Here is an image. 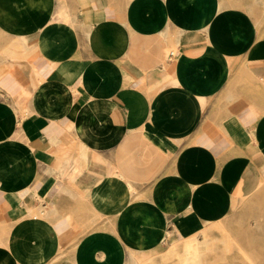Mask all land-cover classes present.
<instances>
[{
    "label": "crops",
    "instance_id": "obj_1",
    "mask_svg": "<svg viewBox=\"0 0 264 264\" xmlns=\"http://www.w3.org/2000/svg\"><path fill=\"white\" fill-rule=\"evenodd\" d=\"M263 181L264 0H0V264H151Z\"/></svg>",
    "mask_w": 264,
    "mask_h": 264
},
{
    "label": "rangeland",
    "instance_id": "obj_2",
    "mask_svg": "<svg viewBox=\"0 0 264 264\" xmlns=\"http://www.w3.org/2000/svg\"><path fill=\"white\" fill-rule=\"evenodd\" d=\"M151 264H264V181L256 194L235 200L229 215L197 238H169Z\"/></svg>",
    "mask_w": 264,
    "mask_h": 264
},
{
    "label": "bare ground",
    "instance_id": "obj_3",
    "mask_svg": "<svg viewBox=\"0 0 264 264\" xmlns=\"http://www.w3.org/2000/svg\"><path fill=\"white\" fill-rule=\"evenodd\" d=\"M55 15H56V14H55ZM67 175H68V174H67ZM251 246H254V247H255L254 244L250 245V247H251ZM254 247H253V248H254ZM242 248H243V247H242ZM242 250H243L244 252H246L247 249L245 250V249L243 248ZM248 258H249L250 261H252V263H255V259H254V257H253L251 254L248 255Z\"/></svg>",
    "mask_w": 264,
    "mask_h": 264
}]
</instances>
